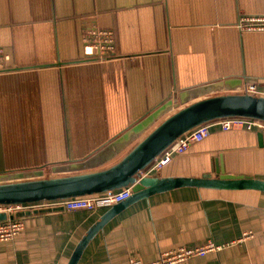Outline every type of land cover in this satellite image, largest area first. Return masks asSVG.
Here are the masks:
<instances>
[{"label":"crops","instance_id":"0c3cea01","mask_svg":"<svg viewBox=\"0 0 264 264\" xmlns=\"http://www.w3.org/2000/svg\"><path fill=\"white\" fill-rule=\"evenodd\" d=\"M264 0H0V175L53 179L108 169L170 115L217 94L264 96ZM115 45L86 55L90 27ZM264 180V134L211 128L161 178L217 172ZM156 176V175H148ZM110 208L48 202L0 211L24 229L0 241V264H70ZM251 233L252 235L247 237ZM226 246L179 264H264V191L176 187L126 204L86 244L77 264L150 263L162 252Z\"/></svg>","mask_w":264,"mask_h":264},{"label":"water","instance_id":"95a60500","mask_svg":"<svg viewBox=\"0 0 264 264\" xmlns=\"http://www.w3.org/2000/svg\"><path fill=\"white\" fill-rule=\"evenodd\" d=\"M254 118L264 121V96L249 93L220 94L196 100L170 115L121 161L108 169L92 173L0 183V205L32 204L131 187L133 194L116 204L93 225L72 255L77 264L89 240L128 203L153 193L176 187L194 186L218 189H255L264 191V180L218 172V177L161 178L144 171L179 136L201 124L226 117Z\"/></svg>","mask_w":264,"mask_h":264},{"label":"built area","instance_id":"2783aa9c","mask_svg":"<svg viewBox=\"0 0 264 264\" xmlns=\"http://www.w3.org/2000/svg\"><path fill=\"white\" fill-rule=\"evenodd\" d=\"M238 27L241 30H257L264 29V16L263 17H241L238 21ZM86 52L89 56L107 55L112 51L115 45V37L112 31H105L98 29L95 26L90 27L88 34L85 36ZM8 60L4 51L0 47V70L3 68V62ZM244 93L253 95L258 94V86L251 84L246 88ZM219 126L223 131H231L234 129H247V130H259L264 134V121L254 118L244 117H226L216 119L183 134L176 138L168 148L160 154L153 163L144 171L145 175H160L174 157L179 154L186 153L193 146L204 141L211 133L213 126ZM7 178V177H6ZM133 194L131 187H125L116 190H109L106 192H99L88 196L72 197L54 201H44L48 203H55L66 210H88L93 211L99 207L110 208L116 204H119ZM27 204H13V205H0V211H15L21 206ZM24 229V223L22 221H11L0 223V241L11 240L22 232ZM250 235V233H249ZM249 235L247 237H249ZM226 244L219 245L213 242H208L202 246H181L177 249L162 252L159 257L150 263H145L139 259H133L129 264H179L189 259L196 257H205L211 252H217L223 249Z\"/></svg>","mask_w":264,"mask_h":264},{"label":"rangeland","instance_id":"374dc122","mask_svg":"<svg viewBox=\"0 0 264 264\" xmlns=\"http://www.w3.org/2000/svg\"><path fill=\"white\" fill-rule=\"evenodd\" d=\"M263 16L264 15H252V16H245V17H263ZM1 49L4 51L5 57L7 59H9L10 58L9 54L5 51V49L2 46H1ZM86 55L89 56V54L87 52H86ZM89 57L100 58L101 59V57H99V56H89ZM217 95H220V94H217ZM21 172H23V171H15V172H11V173L0 175V183L28 181V180H34L35 178H38L37 176L34 175V173H25V174H23ZM251 235L252 234L250 233L249 236H251Z\"/></svg>","mask_w":264,"mask_h":264},{"label":"trees","instance_id":"16d2710c","mask_svg":"<svg viewBox=\"0 0 264 264\" xmlns=\"http://www.w3.org/2000/svg\"><path fill=\"white\" fill-rule=\"evenodd\" d=\"M43 202V201H42ZM32 204H34V203H32Z\"/></svg>","mask_w":264,"mask_h":264}]
</instances>
